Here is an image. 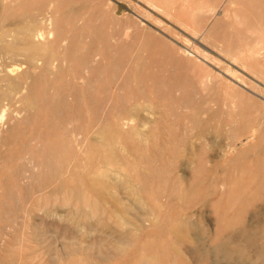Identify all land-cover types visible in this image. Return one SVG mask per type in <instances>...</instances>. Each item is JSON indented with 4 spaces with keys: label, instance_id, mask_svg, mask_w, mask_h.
<instances>
[{
    "label": "rangeland",
    "instance_id": "obj_1",
    "mask_svg": "<svg viewBox=\"0 0 264 264\" xmlns=\"http://www.w3.org/2000/svg\"><path fill=\"white\" fill-rule=\"evenodd\" d=\"M223 7L0 0V35L51 28L41 51L0 52V264H264V36ZM185 39L209 56L188 82Z\"/></svg>",
    "mask_w": 264,
    "mask_h": 264
},
{
    "label": "bare ground",
    "instance_id": "obj_2",
    "mask_svg": "<svg viewBox=\"0 0 264 264\" xmlns=\"http://www.w3.org/2000/svg\"><path fill=\"white\" fill-rule=\"evenodd\" d=\"M5 2L7 0H4ZM187 0H182V3L186 2ZM247 2L248 0H221V2L223 3V9L221 10L222 12V17L224 19H227V18H230L232 17L236 22H237V31H236V35H240L242 36L243 34H245L246 36H250L251 38H261L262 36H264V25H262L261 21H260V15L258 14V9L257 7L261 8V7H264V1L262 0H250L252 3H254V6H255V10H251L249 9V15L250 17L252 18L253 21H255L253 24H245L243 23V19L246 18V14H247V7L245 5H243L241 2ZM108 2V1H107ZM110 2V1H109ZM159 3L155 2L153 3V6H156V8H159L157 6ZM232 4V5H231ZM108 5V4H106ZM226 5H228V8L226 7ZM238 5V6H237ZM233 6V9H232V13L230 14L229 13V7H232ZM132 12V11H131ZM44 20L46 21V24L47 26H52V21H53V15L52 13H49L48 15L45 16ZM183 24L184 26H187L185 25V23H181ZM189 28V26H188ZM192 30V33L193 35L196 33H198L199 30L197 29H191ZM9 32V33H8ZM12 32V33H11ZM132 32V31H131ZM51 33V28H47V29H43V28H36V26H33L32 24H22L20 26H18L17 28L15 29H9V30H6L4 31L3 33H1V37H0V42L3 43L4 42V38H3V34L5 35H12L13 36V39H10V41H8L6 44H2V47L0 48V52H10V53H27V54H32L33 52H38V51H41L43 50L42 47H44V45L47 44L48 42V36L50 35ZM154 33V32H153ZM201 33V34H200ZM199 34L201 35V38L204 39L207 35H206V32L203 30L201 31ZM125 37L127 36V33H125ZM199 35V36H200ZM154 36V35H153ZM194 37V36H192ZM112 40V39H111ZM21 42L24 46L19 48L17 47L16 43H19ZM203 46V45H202ZM201 46V47H202ZM222 51H224L226 53V55L228 54V49L222 47L220 48ZM221 54V53H220ZM173 60V63L175 64V67H178V68H183V69H187L186 73L183 78H184V81L185 82H188L190 81V79L192 80V77L189 76V72L192 74L193 70H194V67H196L197 65L201 67L202 63L200 62L201 59L205 60L209 58L208 56V52H206L203 48L200 50L199 47L193 43L192 41L190 42L188 39H185V43H182L180 44L177 49H176V53L175 55L171 57ZM212 59V58H211ZM172 63V64H173ZM22 65V64H21ZM11 68V67H10ZM15 69V68H14ZM10 70V69H9ZM18 70V69H17ZM228 72H224L226 75L229 76L228 73H232V69H227ZM11 73V72H9ZM132 73V72H131ZM220 77V79H223L224 80V77L223 76H218ZM216 78L214 76H212L210 73H207L205 75H203L201 78H200V84L201 83H206V84H210V83H213V81L215 82ZM22 91V89L20 90ZM17 96V95H16ZM264 99V98H262ZM16 104V103H15ZM31 106V105H29ZM146 107V106H145ZM1 111V110H0ZM3 111V110H2ZM2 114V112H1ZM0 114V115H1ZM17 115V114H16ZM262 117V116H261ZM2 119V118H0ZM129 120V119H128ZM126 120L123 122V126H128L129 124V121ZM140 129V128H139ZM250 132L245 135L243 138L239 139L236 143H234L233 145V149H236L237 147L239 146H243V145H246L248 144L249 142H252L254 140V137H256V133H257V128L253 127L249 130ZM234 152V150H232ZM226 155V153L224 154ZM223 157V155H222ZM221 158V157H220ZM219 158V159H220ZM222 159V158H221ZM221 161V160H220ZM108 177V176H107ZM104 185V184H103ZM79 195V194H78ZM147 196V195H146ZM73 206V205H72ZM65 210V209H64ZM53 212V211H52ZM68 212V211H67ZM59 218V217H57ZM69 221V220H68ZM41 222V221H40ZM59 223V222H58ZM63 223V222H62ZM67 223V222H66ZM40 224V223H39ZM61 225V224H60ZM38 227V226H37ZM36 227V228H37ZM40 227V226H39ZM49 227V226H48ZM52 227V226H51ZM178 229L177 231H181V235L184 236V233L185 231L188 229V226L185 224V223H180L178 224ZM53 228V227H52ZM64 228V226H63ZM43 229V228H42ZM46 229V228H45ZM65 229V228H64ZM69 229V228H68ZM34 230V229H33ZM39 230V231H38ZM48 230V229H47ZM52 230V229H51ZM59 230H60V227H59ZM38 233L41 231L40 229H37ZM45 231V230H44ZM62 231H66V230H60V232ZM69 231V230H68ZM35 232V231H34ZM47 231H45V234H46ZM59 232V233H60ZM42 233V231H41ZM49 233V232H47ZM58 233V234H59ZM63 233V232H62ZM70 233V232H69ZM35 234V233H34ZM44 234V233H43ZM50 234V233H49ZM49 234L48 237L50 236ZM62 235V234H60ZM69 235V234H68ZM38 236V235H37ZM44 236V235H43ZM51 237H53L51 235ZM55 237V235H54ZM53 237V238H54ZM60 237V236H59ZM40 242H41V238H40V235L39 237H37ZM62 238V236H61ZM60 238V239H61ZM74 238V237H73ZM35 239V238H34ZM48 239V238H47ZM45 239V240H47ZM55 239V238H54ZM64 239V238H62ZM71 239V238H70ZM1 240V239H0ZM43 240V239H42ZM59 241V239H57ZM73 241H76V239H71ZM71 240L67 239V241H70L68 242L69 245L71 242ZM93 240V239H92ZM44 241V240H43ZM64 242H67L65 240H63ZM46 242V241H45ZM43 243V242H41ZM52 243V242H50ZM56 243V242H54ZM53 243V244H54ZM77 243L79 244V242L77 241ZM76 243V244H77ZM100 243V242H99ZM52 244V245H53ZM74 243H72L73 245ZM40 245V243H39ZM86 245V244H85ZM99 245V244H98ZM101 245V244H100ZM42 246V245H41ZM80 246V244H79ZM89 246V245H88ZM93 246V245H92ZM90 246V248L92 247ZM102 246V245H101ZM67 247V246H66ZM65 248V250H67V248ZM74 247V246H72ZM76 247V246H75ZM86 247V246H84ZM103 247V246H102ZM43 248V247H42ZM57 248V247H56ZM59 248V247H58ZM61 248V247H60ZM88 248V247H87ZM94 248V247H93ZM47 251H48V248H46ZM55 249V248H54ZM63 249V247H62ZM96 250L100 249V248H95ZM106 250V248H104ZM108 249V248H107ZM112 249V248H111ZM58 250V249H57ZM57 250H54L53 252L55 253V251L57 252ZM76 250V249H75ZM78 250V248H77ZM63 251V250H62ZM70 251H73V250H70ZM95 251V250H94ZM101 251V250H100ZM46 252V251H45ZM49 252H52L50 251L49 249ZM89 252L90 249H89ZM104 252V251H103ZM60 253V252H59ZM67 253V252H66ZM107 252H105V255H106ZM108 254V253H107ZM52 255V254H51ZM55 255V254H54ZM53 255V256H54ZM62 255V254H61ZM97 255V252L96 254H94V256ZM99 255V254H98ZM103 255V254H102ZM101 255V257H102ZM108 256V255H106ZM110 256V255H109ZM101 257H98V258H101ZM104 257V256H103ZM102 257V259H103ZM52 258V257H51ZM57 258V257H56ZM2 259V258H1ZM105 259V257H104ZM51 260H54L53 258ZM56 260V259H55ZM18 262V261H17Z\"/></svg>",
    "mask_w": 264,
    "mask_h": 264
}]
</instances>
